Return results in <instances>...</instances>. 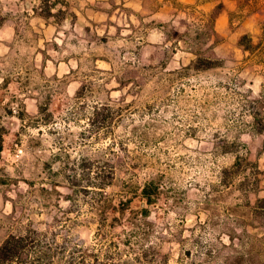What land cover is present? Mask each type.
Returning <instances> with one entry per match:
<instances>
[{"label":"rangeland","instance_id":"obj_1","mask_svg":"<svg viewBox=\"0 0 264 264\" xmlns=\"http://www.w3.org/2000/svg\"><path fill=\"white\" fill-rule=\"evenodd\" d=\"M157 3L0 0L13 264H264V0Z\"/></svg>","mask_w":264,"mask_h":264},{"label":"trees","instance_id":"obj_2","mask_svg":"<svg viewBox=\"0 0 264 264\" xmlns=\"http://www.w3.org/2000/svg\"><path fill=\"white\" fill-rule=\"evenodd\" d=\"M200 59H195L193 63H196ZM254 126L256 127V131L259 133H264V122L259 116H253ZM1 150V146H0ZM155 188L152 186L144 187L143 194L147 197V201H150V195L153 194ZM24 237L23 236H15L9 235L3 242L0 244V264H13L18 256H20V252L24 249L23 244Z\"/></svg>","mask_w":264,"mask_h":264},{"label":"crops","instance_id":"obj_3","mask_svg":"<svg viewBox=\"0 0 264 264\" xmlns=\"http://www.w3.org/2000/svg\"><path fill=\"white\" fill-rule=\"evenodd\" d=\"M158 3V7L153 10L148 12V14L146 15V18L149 19V21L151 20H159L164 21L167 19L172 18L175 14L172 12L173 9L175 10V8H173V6H175V3H177L178 0H156ZM180 1H194V0H180ZM143 2V0H134V3H141Z\"/></svg>","mask_w":264,"mask_h":264}]
</instances>
